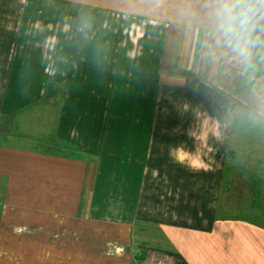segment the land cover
Segmentation results:
<instances>
[{
  "label": "rangeland",
  "instance_id": "rangeland-1",
  "mask_svg": "<svg viewBox=\"0 0 264 264\" xmlns=\"http://www.w3.org/2000/svg\"><path fill=\"white\" fill-rule=\"evenodd\" d=\"M169 1L0 0V97L10 91L28 112L47 113L44 123L17 113L10 133L20 127L36 138L25 145L62 152L42 140L54 135L56 110L70 146L91 139L109 216L122 206L154 226L195 230L212 217L264 225L262 103L191 75L166 83L161 56L179 21L163 12Z\"/></svg>",
  "mask_w": 264,
  "mask_h": 264
},
{
  "label": "crops",
  "instance_id": "crops-1",
  "mask_svg": "<svg viewBox=\"0 0 264 264\" xmlns=\"http://www.w3.org/2000/svg\"><path fill=\"white\" fill-rule=\"evenodd\" d=\"M169 4L173 10L163 12L179 21L159 60L170 78L166 83L181 84L191 75L249 105L261 102L264 108V89H259L264 84V44L253 46L245 61L217 42L209 0ZM9 94L0 97V264H264V225L255 221L212 217L208 227L191 230L166 223L154 226L147 218H132L122 206L113 207V216L105 214L91 139L84 134L82 144L70 146L64 139L71 136L62 132L63 120L55 110L48 113L54 135L42 140L50 138L43 142L62 152L25 145L36 138L26 137L20 127L17 131L23 133L11 134V118L18 113L19 118L44 123L47 113L37 106L28 112L23 104L29 102L17 105ZM77 223H83L84 238H76ZM51 233L60 237L50 238Z\"/></svg>",
  "mask_w": 264,
  "mask_h": 264
},
{
  "label": "clouds",
  "instance_id": "clouds-1",
  "mask_svg": "<svg viewBox=\"0 0 264 264\" xmlns=\"http://www.w3.org/2000/svg\"><path fill=\"white\" fill-rule=\"evenodd\" d=\"M262 10L264 0H209V17L217 42L249 60L250 49L260 43L253 32Z\"/></svg>",
  "mask_w": 264,
  "mask_h": 264
},
{
  "label": "trees",
  "instance_id": "trees-1",
  "mask_svg": "<svg viewBox=\"0 0 264 264\" xmlns=\"http://www.w3.org/2000/svg\"><path fill=\"white\" fill-rule=\"evenodd\" d=\"M257 23L253 36L257 37L260 43L264 44V13L257 14Z\"/></svg>",
  "mask_w": 264,
  "mask_h": 264
}]
</instances>
